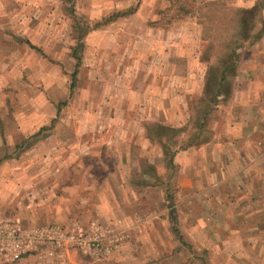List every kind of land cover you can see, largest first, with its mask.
I'll use <instances>...</instances> for the list:
<instances>
[{"label": "rangeland", "instance_id": "1", "mask_svg": "<svg viewBox=\"0 0 264 264\" xmlns=\"http://www.w3.org/2000/svg\"><path fill=\"white\" fill-rule=\"evenodd\" d=\"M124 1L0 0V235L7 236L13 226L27 235L53 228L68 232L81 226L93 237L103 232V227L107 233L102 248L96 250L93 245L83 250L66 240L57 245L48 240L2 238L0 264H133L127 261L129 256L124 262L116 260L114 254L122 245L138 253L159 251L154 257L134 256L141 264L147 260L149 264H264V223L260 220L264 212L257 207L263 205L264 192L256 190L253 181L248 183L249 178L234 177L229 198L217 199L208 193L183 198L176 187L159 190L157 182L140 175L151 170L147 153H155L157 159L161 154L158 144L149 147L150 136V141L153 138L167 145L168 159L196 146L197 139L201 141L199 125L205 110L212 107V95L196 94L202 87L195 86L198 81L194 77L216 69L220 72L234 42L237 62L239 57L264 59V47L255 43L264 35L259 31L264 29V14L252 12L245 33L242 11L228 6L219 26L211 33L204 31L209 38L200 48L195 33L173 30L172 60L167 67L170 96L165 97L171 111L166 113L168 121L149 126L145 120L139 123L138 118L144 115L139 107H153L164 97L149 98L147 91L132 97L125 93V88L142 87L130 85L128 80L143 74L142 67L124 60L140 49L119 47L123 56L114 59L119 54L116 48H103V27L118 18H128L129 24L136 25L147 18L141 15L138 21L131 20L143 7L158 8L157 20L152 22L157 25H174L201 8L197 0H159L154 5L143 0ZM243 34L249 41L238 39ZM198 56L208 64L197 63ZM256 65L248 66L249 71ZM150 66L156 70L160 65ZM246 68L240 62L236 74L243 75ZM105 75L108 78L103 79ZM259 81L246 79L238 85L257 87ZM154 82L157 85L158 80ZM216 86L214 82L210 90ZM260 93L258 90L252 96L254 101L260 100ZM224 102L230 110L235 109V100ZM133 114L136 121L124 124ZM116 165L118 172L123 171V179L137 186L118 198L127 205L136 195H146L144 206L135 211L143 218H137L142 233H135L134 240H130V229L121 223L103 222L106 217L99 200L103 191L98 187ZM172 172L169 165V175ZM233 184L240 191L234 190ZM148 186L157 190L147 193ZM230 200L237 202L231 204ZM154 209L157 222L148 225L154 220ZM113 212L108 214L111 220ZM152 231L159 235L157 244L141 239L152 236ZM15 254H20L19 258H14Z\"/></svg>", "mask_w": 264, "mask_h": 264}, {"label": "crops", "instance_id": "2", "mask_svg": "<svg viewBox=\"0 0 264 264\" xmlns=\"http://www.w3.org/2000/svg\"><path fill=\"white\" fill-rule=\"evenodd\" d=\"M143 1L144 3L154 5L159 0ZM127 2H129V0L123 3L125 4ZM198 3L201 10L198 9L195 15L191 14L189 17L180 21L182 22L181 24L180 22L174 25L152 24L153 21L157 20L156 17L159 15L160 11L157 7H143V10L140 12L137 10V12H134L132 15V18L129 16V19L131 18L132 20L134 18L133 20L138 21L141 15L147 16L144 21L140 20L139 23L135 25L132 23L129 24L128 18H118L111 24L103 27V48L115 47L119 54L114 59L119 60L123 56V53L120 54L121 52L117 49L119 47L128 46V49H140L139 51L137 50L134 52V50L131 52V57H125L124 60L127 64L135 62L142 67L143 74L141 72L132 79L127 78L132 82L130 85L138 83V86L142 87L138 90L136 87H134L136 90L125 88V93H129V96L132 97L137 94L140 96L143 94L142 92L147 91L145 94H148L147 96L149 98L164 97V99L159 100L153 107L152 104L139 107V111L144 112L143 116L139 118L136 117L139 123H142V120H145L148 125L155 123V121H168L166 117L168 115L166 113L171 111V107H169L170 103L168 100H165V97L170 96L169 87H167L170 84H167V79L169 80L171 78H169L167 73V67L172 60L170 47L173 40L170 35H172L171 32H173V30L178 31L181 29L182 33L188 31L191 34L195 33L197 38L196 43H198V48H200V43L204 42V39L209 38V35H204V31L211 33L219 26L221 14L224 13L225 8L227 9L228 6L237 9L240 13L242 11L243 16H245L241 20L242 24L243 20L246 21L247 17H249L252 12H258V14L260 13L261 15L264 14V0H197V5ZM121 5L123 4L120 3L119 7ZM209 14H211V17L213 16L212 21H209L211 17L207 18ZM259 31L264 33V29H260ZM240 32L239 30V33ZM188 38L189 37L186 39ZM239 38L241 42H247L248 40L244 38L243 35H239L238 39ZM190 39L191 38H189V42ZM257 42L259 43L257 46L264 47V35L258 37L255 43ZM241 44L243 46V43H239V45ZM235 46L236 43L234 42V48ZM261 56H263V53H261L260 57ZM110 57L112 59V55H110ZM196 59L197 63L203 65L208 64L203 61L201 62L199 56ZM240 62L243 63V67L244 64L247 66L245 72L243 75L236 74L235 67L233 71L227 73V87L224 89V94L218 98L219 101L213 106L210 114H208L206 125L202 130L201 141L198 140L196 146L176 152L173 157V162L170 163L171 157L168 159L164 143L160 140L157 142L153 140V138L150 141L149 139L151 136L149 137V147L152 146V144L154 147L158 144L161 147V154L157 159L155 153L153 156L147 153V160L148 163L151 164V170H149V172L142 171L140 175H147L150 182H157L156 184L160 185L158 188L159 190L167 189L168 186L171 188L176 187L175 190L179 191V196L183 198L190 197L192 193H208L217 199L229 198L228 193L231 191L229 185L234 182V177L242 176L244 178H249L250 181L248 183L253 181L252 183L257 186L256 190L264 192V59L255 58L254 60H248V58H243L241 60L239 57V61L237 62L236 60L235 63L237 65L240 64ZM151 63L152 65L159 64L160 66H158L156 70H153L155 67L153 66L152 69V66H150ZM165 63L167 65L162 67ZM253 63L257 64L256 69L249 71L250 68L248 66ZM211 73L212 72H209L208 74L205 72L204 75H195L194 79L198 81L197 84L194 83L195 86L198 88L201 85L202 87L201 90H197L196 94L199 93L204 97L210 94V87L212 84ZM235 74L236 76L234 77ZM253 76L257 77L254 78ZM105 78L108 77L105 75L103 79ZM241 78L245 80L248 79V82L251 79L259 81L260 78L261 82L259 81V83L261 84L257 87L253 85L250 86V84L248 88L245 86L240 87L238 84L245 83V80L241 81ZM154 80L155 82L158 80L157 85H153ZM235 80L237 84L234 85ZM248 82H246L247 86ZM258 90L261 92V98L259 101H254L252 96L258 94ZM187 92L189 91L186 90V93ZM231 99L236 101L235 109L232 110H230L231 108L229 106L224 104V101L229 102ZM127 110H129V108L126 105L124 111L127 112ZM156 114H159V116L156 117ZM135 116L136 115L133 114V118L129 117L128 120L126 119V121H123L124 124L131 125L132 122L136 121ZM120 123H122V120ZM208 135H210L209 138L207 137ZM161 160L162 164L158 163ZM169 165L171 170L174 168V172L170 175ZM118 173L120 174L118 175ZM123 177V171L120 169L118 172L116 165L107 176L103 178V182L98 187L99 190L103 191V194H100L99 200L103 201V216H105L106 219L110 217L108 214H112L113 211L115 214L114 220H111L112 218H109V221L103 219V222L105 221L106 223L107 221L109 224L121 223L124 228L130 229V240H134L136 237L135 233H142L140 232L141 230L137 228L140 225V220L138 221L137 218H143V215L140 214V217L135 211L136 209L140 211L144 206V197L146 195L138 194L135 196V201L125 205L127 201H124L123 198H118L120 197L119 194H124L127 191L131 192L135 189L137 190V186L127 182ZM156 190L157 188L148 186L146 192L152 194V192ZM234 190L240 191L236 186ZM149 198L150 196L147 197V199ZM230 201L231 204L237 202L233 200ZM241 202L247 205V202L244 200H241ZM257 207H260L262 213L264 212V202L262 206L259 205ZM158 209L159 208L156 210ZM120 212L121 216L118 215ZM123 213L125 217L122 216ZM151 215H153L151 217H154V220L149 221L148 225H153L157 222L156 218L158 217L155 213V209L152 210ZM260 220L264 223V215H260ZM166 221L168 222V220ZM150 228L151 226L148 227V232H150ZM106 234V230L103 227V241L107 238ZM151 234L152 236H148L147 238L142 237L141 239H148L157 244L159 235L156 237L154 231H152ZM138 252L139 251L134 248L122 245L115 252L114 256H116V260L122 262L125 261V256H129L130 259L127 261L133 264H141L140 259H136L134 256L150 255L154 257L160 254L156 249H153L152 252ZM142 264H149V260Z\"/></svg>", "mask_w": 264, "mask_h": 264}, {"label": "built area", "instance_id": "3", "mask_svg": "<svg viewBox=\"0 0 264 264\" xmlns=\"http://www.w3.org/2000/svg\"><path fill=\"white\" fill-rule=\"evenodd\" d=\"M28 233L22 231V228L19 226H13V231L8 233L7 236L0 235V239H6L8 241L15 240L18 237L20 240H37V241H44L46 240L51 241L52 244L60 245V243L64 240L70 242L73 245H77L81 247L83 250L87 248H91L92 245L95 247L94 249H98L99 247L102 248L101 242L103 241V232L99 231L96 237L89 235L88 230L84 229L82 226L77 227L76 229L69 230L68 232H64L60 228H53L52 230L49 229H42L38 232H34L31 235H27ZM19 240V241H20ZM63 241V242H64ZM11 257L12 254H9ZM20 254H15L14 258H19Z\"/></svg>", "mask_w": 264, "mask_h": 264}, {"label": "trees", "instance_id": "4", "mask_svg": "<svg viewBox=\"0 0 264 264\" xmlns=\"http://www.w3.org/2000/svg\"><path fill=\"white\" fill-rule=\"evenodd\" d=\"M65 1L67 3H72V0H65ZM247 22H249V18H247L246 21L243 20V30H242V32H245L246 33V30L247 29L245 27H247ZM244 24L246 26H244ZM243 36H244V34H243ZM236 48L237 47H235L234 50L231 51V54L229 56V59H227V61L224 62L225 65L224 64H221L220 65L222 67V70L220 72L217 69L214 70V71H210V72H212L211 73V76H212V84H211L210 89H212L214 87V82L216 83L217 86L215 87V89L213 91L211 90V93L210 94L212 95V101H211L212 102L211 103L212 107H211L210 110H205V112H207V113H206V115H204V119L201 122V124L199 125V130L201 132H202L204 126L206 125V118H207L208 114L213 109V106H215L217 104L218 98L224 94V89L227 87V84H226V75H227V73L230 72V71H233L234 68L236 67V63H235L236 62V59H237V57H236ZM210 94H208V96H210ZM199 136H200V133L197 134V137L198 138H199ZM197 140H199V139H197ZM165 151L166 152L169 151L167 145H165ZM172 156L173 155H171L170 163L173 162Z\"/></svg>", "mask_w": 264, "mask_h": 264}]
</instances>
